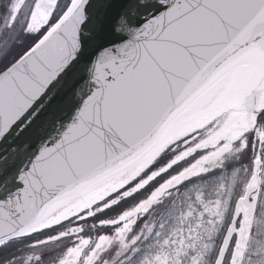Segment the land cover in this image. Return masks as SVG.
I'll list each match as a JSON object with an SVG mask.
<instances>
[{
  "label": "snow or ice",
  "instance_id": "snow-or-ice-1",
  "mask_svg": "<svg viewBox=\"0 0 264 264\" xmlns=\"http://www.w3.org/2000/svg\"><path fill=\"white\" fill-rule=\"evenodd\" d=\"M0 264H264V0H0Z\"/></svg>",
  "mask_w": 264,
  "mask_h": 264
}]
</instances>
